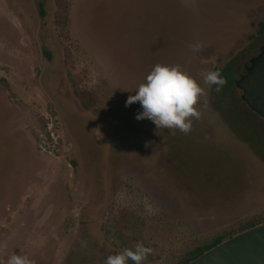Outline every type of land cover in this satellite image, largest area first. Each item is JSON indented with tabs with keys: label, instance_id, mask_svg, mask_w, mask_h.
I'll use <instances>...</instances> for the list:
<instances>
[{
	"label": "rangeland",
	"instance_id": "1",
	"mask_svg": "<svg viewBox=\"0 0 264 264\" xmlns=\"http://www.w3.org/2000/svg\"><path fill=\"white\" fill-rule=\"evenodd\" d=\"M263 45L264 0H0V264H104L137 242L176 264L264 220L240 136L264 119L202 76L237 79ZM157 64L204 88L188 133L125 106Z\"/></svg>",
	"mask_w": 264,
	"mask_h": 264
},
{
	"label": "clouds",
	"instance_id": "2",
	"mask_svg": "<svg viewBox=\"0 0 264 264\" xmlns=\"http://www.w3.org/2000/svg\"><path fill=\"white\" fill-rule=\"evenodd\" d=\"M203 83L209 87L215 86L219 91L226 84V80L219 71L202 73ZM204 95V88L196 79L182 71L177 66L157 64L146 76L134 95H129L125 101L128 107L138 103L142 111L136 119L151 121L157 128L178 129L188 133L192 128L193 118H199L197 104ZM153 252L142 242H137L134 248H124L115 255H109L104 264H145L148 256ZM6 264H34L27 256L12 254Z\"/></svg>",
	"mask_w": 264,
	"mask_h": 264
},
{
	"label": "water",
	"instance_id": "3",
	"mask_svg": "<svg viewBox=\"0 0 264 264\" xmlns=\"http://www.w3.org/2000/svg\"><path fill=\"white\" fill-rule=\"evenodd\" d=\"M234 84L248 108L264 119V45ZM189 264H264V223L224 241Z\"/></svg>",
	"mask_w": 264,
	"mask_h": 264
},
{
	"label": "trees",
	"instance_id": "4",
	"mask_svg": "<svg viewBox=\"0 0 264 264\" xmlns=\"http://www.w3.org/2000/svg\"><path fill=\"white\" fill-rule=\"evenodd\" d=\"M214 71H219L221 76L226 80V84L223 88H221L220 90H223L224 88H232V87H235V84H234V79L231 75V70H230V67L227 68V69H221L219 67H215L214 68ZM224 108H222L220 111L221 113H223L224 115H227L226 113H224L223 111ZM234 113V111H233ZM232 112L230 114H233ZM227 117V116H226ZM227 120L233 124L231 118L228 116L227 117ZM240 136L245 140L247 141L248 143H251V144H254L255 145V148L257 150V152L259 153L261 159L264 161V136H260V138H257L256 137V134L254 136H246V135H243L240 134ZM259 150V151H258ZM134 221H131L133 223H135L136 225H141L137 219L135 217H131ZM261 223H264V220H261L257 223H253V222H250L248 223V225L246 227H243L241 230H239V232H237L236 234H233V235H230L228 237H223V236H216L213 238V240H211V242L209 243H203V244H200L198 243L197 241H195L193 247L191 249H189V251L186 252V254L184 256H182V258L176 262V264H189L190 262H192L193 260L197 259L198 257H200L201 255L205 254L206 252H208L209 250H211L212 248H214L215 246L223 243L224 241L250 229V228H253ZM131 264V262L129 263Z\"/></svg>",
	"mask_w": 264,
	"mask_h": 264
}]
</instances>
